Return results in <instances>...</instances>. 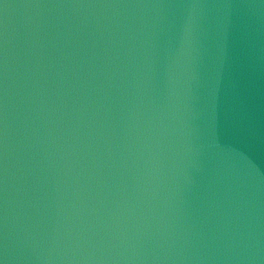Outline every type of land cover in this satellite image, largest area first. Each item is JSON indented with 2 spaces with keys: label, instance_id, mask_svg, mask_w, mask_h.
I'll return each instance as SVG.
<instances>
[{
  "label": "water",
  "instance_id": "water-1",
  "mask_svg": "<svg viewBox=\"0 0 264 264\" xmlns=\"http://www.w3.org/2000/svg\"><path fill=\"white\" fill-rule=\"evenodd\" d=\"M0 264H264V0H0Z\"/></svg>",
  "mask_w": 264,
  "mask_h": 264
}]
</instances>
